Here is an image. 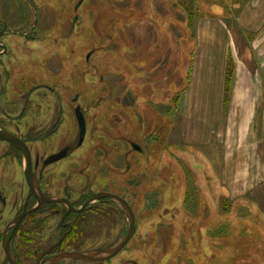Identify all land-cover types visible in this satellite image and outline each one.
Listing matches in <instances>:
<instances>
[{
  "label": "rangeland",
  "instance_id": "1",
  "mask_svg": "<svg viewBox=\"0 0 264 264\" xmlns=\"http://www.w3.org/2000/svg\"><path fill=\"white\" fill-rule=\"evenodd\" d=\"M184 1L186 8L193 4L196 22L209 15L208 2L223 7L226 0ZM33 3L38 16L35 34L41 44L52 42L39 48L35 42L25 43L31 53L24 49L25 59H40V80L54 76L63 88L65 79L72 77L74 95L80 84L85 87L83 102L76 105L85 113L90 173L115 187L136 212L137 231L127 248L132 253H121L105 264L126 258L137 264H264V220L250 212L248 204L225 203L214 186L216 159L178 142L177 104L192 48V30L185 27L181 12L185 4ZM10 4L8 18L13 20ZM28 10L24 4L25 27ZM60 46L65 52L52 55ZM126 225L127 219L121 218L96 224L88 230L85 247L110 245Z\"/></svg>",
  "mask_w": 264,
  "mask_h": 264
},
{
  "label": "flooded vegetation",
  "instance_id": "2",
  "mask_svg": "<svg viewBox=\"0 0 264 264\" xmlns=\"http://www.w3.org/2000/svg\"><path fill=\"white\" fill-rule=\"evenodd\" d=\"M10 2L13 20L8 18ZM24 4L29 8L28 27ZM35 10L33 0H0V264H11L4 244L14 264H105L121 253L127 257L137 231L136 212L115 187L90 173L85 113L76 105L83 102L85 87L78 83L80 91L76 87L74 95L72 77L65 79L63 88L54 76L40 80V59H25V50L31 55L25 43L35 42L39 48L52 42L41 44L35 34ZM61 51L63 47H57L52 55L61 56ZM77 112L85 125L81 141ZM91 193L123 199L134 215V233L105 262L60 261L64 253L95 250L85 247L91 227L126 219L113 201H97ZM127 230V225L120 227L110 245ZM119 264L137 262L126 258Z\"/></svg>",
  "mask_w": 264,
  "mask_h": 264
},
{
  "label": "crops",
  "instance_id": "3",
  "mask_svg": "<svg viewBox=\"0 0 264 264\" xmlns=\"http://www.w3.org/2000/svg\"><path fill=\"white\" fill-rule=\"evenodd\" d=\"M222 2H208L194 24L176 134L184 149L216 159L225 203L248 204L264 220V0Z\"/></svg>",
  "mask_w": 264,
  "mask_h": 264
},
{
  "label": "water",
  "instance_id": "4",
  "mask_svg": "<svg viewBox=\"0 0 264 264\" xmlns=\"http://www.w3.org/2000/svg\"><path fill=\"white\" fill-rule=\"evenodd\" d=\"M77 119L79 122V127H80V135H79V140L81 141L82 138H84V134H85V125H84V121L82 120L81 115L77 112ZM133 148H135V150L138 149V147L133 145ZM94 199H97V201L101 198H108L111 201H113L115 204H117L120 209L123 211V213H125L126 215V219L128 222V230H127V234L125 237H123L122 239L117 240L115 243L109 245L106 248H99V249H95V250H89V251H80V252H71V253H64L61 256H59L58 258L61 260H68L70 262H75V261H84V262H105L111 258H113L114 256H116L123 248L124 246L127 244L129 238L132 237L134 230H135V225H134V215L131 211V209L129 208V206L127 205V203L115 196V195H111L108 193H101V194H92ZM87 206V205H85ZM4 251L5 253L8 255V259L10 261L11 264H14L13 260L10 257L9 254V249L8 246L6 244H4Z\"/></svg>",
  "mask_w": 264,
  "mask_h": 264
},
{
  "label": "trees",
  "instance_id": "5",
  "mask_svg": "<svg viewBox=\"0 0 264 264\" xmlns=\"http://www.w3.org/2000/svg\"><path fill=\"white\" fill-rule=\"evenodd\" d=\"M182 5L185 4V6L183 7L184 9H181V12L184 16V21L186 22L185 24V27L189 30H192L191 32V36H192V33H193V29H194V24H195V21L193 20L194 17H195V9L194 10H191L193 4H191L189 8H186V6L188 5L187 4V1L185 2L184 0H181ZM193 2H197L196 0H193ZM188 71H189V68H188ZM188 74V73H187ZM187 79H188V76H187ZM231 80H232V70L231 68L229 67L228 70H227V74H226V90H225V102L227 103L228 101V97H229V91H230V86H231Z\"/></svg>",
  "mask_w": 264,
  "mask_h": 264
}]
</instances>
